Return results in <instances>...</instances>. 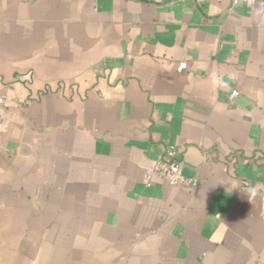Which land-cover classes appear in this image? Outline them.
Wrapping results in <instances>:
<instances>
[{"label": "crops", "instance_id": "crops-1", "mask_svg": "<svg viewBox=\"0 0 264 264\" xmlns=\"http://www.w3.org/2000/svg\"><path fill=\"white\" fill-rule=\"evenodd\" d=\"M0 94V264H264L261 2L0 0Z\"/></svg>", "mask_w": 264, "mask_h": 264}, {"label": "built area", "instance_id": "built-area-1", "mask_svg": "<svg viewBox=\"0 0 264 264\" xmlns=\"http://www.w3.org/2000/svg\"><path fill=\"white\" fill-rule=\"evenodd\" d=\"M258 2L262 3L264 13V0H232L233 6L244 4L248 7L255 6ZM238 95V91H233V97ZM4 99L0 94V123L3 118ZM145 178L151 182L154 178L164 179L171 185H177L185 179L180 163L177 160V152L174 147H169L164 155L158 159L156 164L146 171ZM196 185V183H194Z\"/></svg>", "mask_w": 264, "mask_h": 264}]
</instances>
